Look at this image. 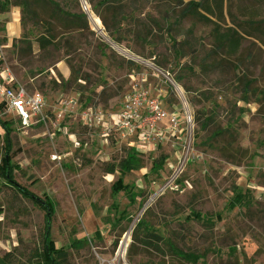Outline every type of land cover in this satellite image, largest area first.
I'll list each match as a JSON object with an SVG mask.
<instances>
[{"label":"rangeland","instance_id":"obj_1","mask_svg":"<svg viewBox=\"0 0 264 264\" xmlns=\"http://www.w3.org/2000/svg\"><path fill=\"white\" fill-rule=\"evenodd\" d=\"M55 1L83 12L87 27L57 26L55 45L43 50L37 38L46 15L21 0H0V72L43 94L55 112L62 98H77L78 104L60 119L53 114L46 125L23 128L10 114L0 118L12 120L15 184L54 203L50 236L55 248L66 252L63 264H264L261 36L236 32L226 17L225 25L198 24L187 45L182 33L189 21L179 20L177 8L164 0ZM242 4L250 8L252 0ZM237 6L232 0L235 20H244ZM260 17L264 20V6ZM137 58L151 60L168 75L194 119V158L162 191L176 166L171 143L141 155V168L121 173L119 164L130 149L87 131L78 115L84 106L116 109L130 88V75L144 79L151 93L162 90L164 104L179 110L176 88ZM3 138L0 127L1 143ZM161 156L162 167L153 168ZM118 180L136 194L134 201L116 189ZM237 194L243 203L230 206ZM140 219L155 232L151 239L158 248L130 247ZM45 225L41 203L7 187L0 176V264H38ZM185 252L198 255V261L180 258Z\"/></svg>","mask_w":264,"mask_h":264},{"label":"built area","instance_id":"obj_2","mask_svg":"<svg viewBox=\"0 0 264 264\" xmlns=\"http://www.w3.org/2000/svg\"><path fill=\"white\" fill-rule=\"evenodd\" d=\"M2 51L0 50V60ZM134 61L139 64H151V60L140 58ZM154 76L163 74L152 65ZM170 84L176 88L181 99L179 110H171L162 100L161 91L151 93L142 84L144 79L130 75L131 85L116 109L109 110L99 106H84L78 113L82 126L90 132H98L105 138H113L123 143L138 156L155 152L158 147L172 144L175 153L176 166L165 176L166 182L160 191L174 184L186 164L193 160L194 119L190 106L177 85L163 74ZM0 102L4 103L2 114H10L17 118L23 128L51 121L53 114L56 119L62 118L66 111H74L78 104L77 98H62L59 100L58 112H55L46 102V98L38 91L31 92L14 80L9 72H0ZM56 159V155H51ZM117 251L118 258L124 251ZM120 253V254H119Z\"/></svg>","mask_w":264,"mask_h":264},{"label":"trees","instance_id":"obj_3","mask_svg":"<svg viewBox=\"0 0 264 264\" xmlns=\"http://www.w3.org/2000/svg\"><path fill=\"white\" fill-rule=\"evenodd\" d=\"M173 4L177 10V17L180 19H187L190 23L189 27L184 30V44H189L190 38L193 37L195 28L198 24L207 21H214L215 23L225 25L226 17L229 18L230 23L235 28L236 32H240L247 37L257 38L261 36V44L264 45V20L260 17L262 6H264V0H252L251 7L244 6L243 0H236L239 3L237 11L244 20L237 21L231 11L232 0H164ZM21 4L26 6H34L42 11L46 15V19L39 21L42 27V33L38 36L37 42L40 49H46L49 46L55 45L56 32L55 28L61 25L66 28L81 29L87 27L86 15L83 12H70L65 9L63 3L55 0H21ZM66 6V5H65ZM3 7H0V12L3 11ZM38 16H35V19ZM4 108V103L0 102V112ZM12 120H3L0 118V127L4 132V138L0 140V152L3 154L0 159V176L3 178L4 184L16 190L20 195L26 198H33L34 194L26 188L15 184L13 180V169L17 167L12 162V155L9 154L11 149L10 132H11ZM166 157L161 156L154 163L153 168L160 169L165 161ZM142 167V159L133 150H129L125 158L119 164V171L121 173L136 170ZM114 171V168L111 169ZM114 186L118 190H123L127 193V196L131 201H134L136 194L131 192L128 185L122 184L120 180L114 183ZM240 194L230 203V206H234L236 203H243L245 199L242 196L238 199ZM41 205L45 210V229L43 235V246L38 256V264H63L66 259V252L62 249H56L54 242L51 239L50 232V219L54 214L53 201L44 194V198L41 201ZM155 235V232L151 226L144 220L140 219L136 224L132 233V243L130 247L138 243L144 246L154 245L151 237ZM11 254H6L5 257L10 258ZM180 258L196 262L198 261V255L190 252L182 253Z\"/></svg>","mask_w":264,"mask_h":264},{"label":"bare ground","instance_id":"obj_4","mask_svg":"<svg viewBox=\"0 0 264 264\" xmlns=\"http://www.w3.org/2000/svg\"><path fill=\"white\" fill-rule=\"evenodd\" d=\"M90 17H91V20L94 22V24L96 26L100 27V20H99V18L96 15H93V14H90ZM126 239H127V236L124 237V239H123V241L121 243V248H120L119 252H121L122 250L124 251V247H125V244H126V241H127Z\"/></svg>","mask_w":264,"mask_h":264},{"label":"water","instance_id":"obj_5","mask_svg":"<svg viewBox=\"0 0 264 264\" xmlns=\"http://www.w3.org/2000/svg\"><path fill=\"white\" fill-rule=\"evenodd\" d=\"M34 198H35L36 201L41 203V201H40V199L38 197H34Z\"/></svg>","mask_w":264,"mask_h":264}]
</instances>
